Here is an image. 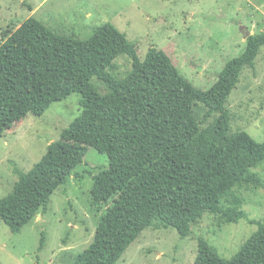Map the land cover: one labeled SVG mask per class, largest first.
I'll return each mask as SVG.
<instances>
[{
	"label": "trees",
	"instance_id": "obj_1",
	"mask_svg": "<svg viewBox=\"0 0 264 264\" xmlns=\"http://www.w3.org/2000/svg\"><path fill=\"white\" fill-rule=\"evenodd\" d=\"M263 47L264 30L251 34L245 51L226 64L211 89L203 90L164 50L151 46L140 57L136 45L110 23L95 27L86 39L58 34L35 16L8 35L0 31V137L30 113L41 116L75 92L83 107L0 199V218L20 233L69 183L91 146L109 157V166L94 176L93 202L118 196L73 264H117L155 218L182 237L207 213L224 223L247 218L238 191L264 186L253 171L264 162V142L243 129L232 130L228 99ZM120 54L132 60L124 78L108 70ZM94 77L106 93L93 84ZM197 104L206 108L201 122ZM251 222L258 230L232 258L201 238L195 264H264V222Z\"/></svg>",
	"mask_w": 264,
	"mask_h": 264
},
{
	"label": "rangeland",
	"instance_id": "obj_2",
	"mask_svg": "<svg viewBox=\"0 0 264 264\" xmlns=\"http://www.w3.org/2000/svg\"><path fill=\"white\" fill-rule=\"evenodd\" d=\"M43 20L58 34L81 39L95 27L115 25L144 58L151 46L164 50L181 74L195 87L209 90L233 58L246 49L244 30H264V0H0V31L8 35L28 18ZM132 69V60L120 54L108 68L117 78ZM101 93L105 84L92 79ZM81 94L75 92L49 106L41 116L30 113L0 137V199L47 152L51 142L82 112ZM233 131L245 130L264 142V47L255 66L246 67L228 99ZM206 108L195 106L201 122ZM216 116L203 125L211 123ZM109 166V157L94 147L72 172L69 183L51 196L20 233H13L0 218V264H73L94 240L102 215L114 203L96 204L94 176ZM264 180V162L253 168ZM247 218L224 223L205 214L187 237L166 228L160 218L142 232L117 264H195L199 241L204 238L221 256L232 258L258 230L251 220L264 222V186L240 188Z\"/></svg>",
	"mask_w": 264,
	"mask_h": 264
},
{
	"label": "water",
	"instance_id": "obj_3",
	"mask_svg": "<svg viewBox=\"0 0 264 264\" xmlns=\"http://www.w3.org/2000/svg\"><path fill=\"white\" fill-rule=\"evenodd\" d=\"M243 32L246 37H249L251 35L247 29H245Z\"/></svg>",
	"mask_w": 264,
	"mask_h": 264
}]
</instances>
